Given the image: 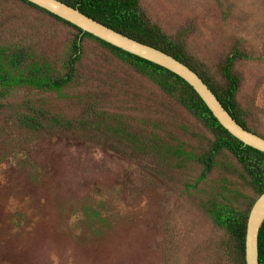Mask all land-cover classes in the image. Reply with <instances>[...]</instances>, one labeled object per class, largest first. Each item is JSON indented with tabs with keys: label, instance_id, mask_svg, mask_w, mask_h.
Wrapping results in <instances>:
<instances>
[{
	"label": "rangeland",
	"instance_id": "1",
	"mask_svg": "<svg viewBox=\"0 0 264 264\" xmlns=\"http://www.w3.org/2000/svg\"><path fill=\"white\" fill-rule=\"evenodd\" d=\"M169 33L188 30V50L215 71L234 40L250 59L237 63L239 100L264 129V0H141ZM68 30L13 0H0V38L30 39L49 56L66 49ZM92 71L62 97L45 95L53 111L73 115L69 94L96 91L111 110L136 117L169 112L195 121L152 83L87 45ZM0 102V264H218L223 234L199 206L186 168L169 170L155 157L136 155L104 134L60 130L29 138ZM163 172V173H162ZM89 210L99 219L91 221Z\"/></svg>",
	"mask_w": 264,
	"mask_h": 264
},
{
	"label": "trees",
	"instance_id": "2",
	"mask_svg": "<svg viewBox=\"0 0 264 264\" xmlns=\"http://www.w3.org/2000/svg\"><path fill=\"white\" fill-rule=\"evenodd\" d=\"M13 1L49 17L69 32L65 52L59 58L49 56L30 39L0 38V98L17 93L26 95L18 104H8L17 129L29 138L60 130L79 134L94 131L96 135L113 137L137 156L155 157L171 171L177 167L191 170L194 177L192 183H186V188L197 190L200 208L223 234L218 246V264H246L247 219L254 202L264 192V152L231 135L192 86L177 74L85 32L27 0ZM61 1L188 65L239 124L264 138L258 115L239 100L242 79L237 63L251 58L239 39L234 40L213 71L188 50V30L169 33L151 18L141 0ZM88 44L104 49L116 62L152 83L189 115L195 125L177 121L171 110L154 117H136L133 111L124 108L111 110L96 91L69 94L77 106L73 115L53 111L45 95L64 96L66 91L82 85L87 73L92 71ZM0 105L3 107L1 102ZM26 150L0 149V157ZM88 212L91 221L99 219L95 210ZM258 260L264 264V220L258 232Z\"/></svg>",
	"mask_w": 264,
	"mask_h": 264
},
{
	"label": "water",
	"instance_id": "3",
	"mask_svg": "<svg viewBox=\"0 0 264 264\" xmlns=\"http://www.w3.org/2000/svg\"><path fill=\"white\" fill-rule=\"evenodd\" d=\"M49 12L78 26L83 31L141 58L158 64L184 79L200 96L218 122L245 145L264 152V138L245 129L224 108L213 91L202 78L188 65L172 55L151 45L133 39L103 23L87 16L80 10L61 0H27ZM264 220V192L256 199L250 209L245 236L246 264H259L258 232Z\"/></svg>",
	"mask_w": 264,
	"mask_h": 264
}]
</instances>
